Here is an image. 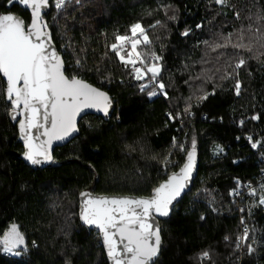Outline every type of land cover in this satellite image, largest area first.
I'll list each match as a JSON object with an SVG mask.
<instances>
[{"label":"trees","instance_id":"obj_1","mask_svg":"<svg viewBox=\"0 0 264 264\" xmlns=\"http://www.w3.org/2000/svg\"><path fill=\"white\" fill-rule=\"evenodd\" d=\"M229 3L235 10L215 0H82L81 5L73 3L57 13L55 0H49L43 17L65 61L66 74L75 72L106 91L115 112L109 121L97 116L83 118L80 135L54 152L55 161L62 165L35 171L15 155L22 152V146L8 115L9 104L0 95V235L10 224L19 225L28 243V254L23 257L28 264H65L66 259L71 264H108L96 232L80 224V192L149 195L184 162L186 152L173 147L174 137L176 144H184L188 150L195 138L200 165L192 189L171 218L161 222L163 249L157 264H264V206L252 207L248 215L264 184V56L260 61L247 60L239 69L236 78L241 92L237 96L235 80L220 79L225 58L216 62L217 53L201 43L212 42L215 34L227 35L242 24L247 27L249 9L255 14L257 4L264 8V0ZM161 5H171L167 15ZM9 10L30 22V10L0 0V13ZM235 11L240 12L239 20ZM173 15L175 19H169ZM157 20L161 23L149 28ZM136 22L148 30L151 51L161 57L157 80L165 85L166 97L150 96L153 87L141 92L140 85L148 79L135 80L131 65L124 67L110 52L102 59L113 33L125 34ZM205 52L206 59L220 68L207 82L201 68L212 64H201ZM243 55L247 59L248 54ZM74 56L80 58L82 71L73 67ZM227 71L231 73L232 68ZM204 93L207 98L198 101L196 96ZM186 103L191 104L190 114L184 112ZM168 113L175 119H168ZM254 115L260 118L251 119ZM249 137L261 144L252 148ZM217 145L223 151L216 154ZM237 182L244 188L234 202L230 193ZM248 185L256 189L255 196H249ZM241 217L250 237L252 228L256 230L251 255L246 247L235 250L236 238L242 233ZM204 250L210 252V258L201 261L199 254ZM21 260L0 251V264Z\"/></svg>","mask_w":264,"mask_h":264},{"label":"snow or ice","instance_id":"obj_2","mask_svg":"<svg viewBox=\"0 0 264 264\" xmlns=\"http://www.w3.org/2000/svg\"><path fill=\"white\" fill-rule=\"evenodd\" d=\"M14 3H19L30 10V22H26L10 10L7 13H0V79L3 81L0 95L9 102L10 118L17 121L18 117H22L18 120V130L23 141L24 159L33 166L55 163L51 151L53 143L63 141L78 131L77 117L85 109H96L107 116L111 99L106 92L79 78L75 72L66 74L68 70L65 68V62L52 44L48 24L42 14L49 7V0H7L8 5ZM73 3L81 5L82 0H55V9L60 13ZM215 3L235 10V5L230 4L229 0H215ZM161 7L165 9L167 15V9L171 5ZM256 7L255 14L249 9V15L245 17L250 21L247 27L242 24L227 35L215 34L216 38L212 42L208 40L201 42L211 52L217 53L214 58L216 62H219L221 57L225 58V71L220 79H234L233 87L237 96L241 92V82L236 78L239 69L246 66L247 60L260 61V57L264 56V24L261 23L264 22V8L258 4ZM234 14L239 20L240 12L235 11ZM169 19H175V15ZM160 23L157 20L154 25H149V28H155ZM187 34V31L183 33ZM141 45L143 47L138 51V46ZM151 46L147 30L141 23L136 22L128 27L125 34L113 33L112 42L105 44V57L102 59L107 58L110 52L124 67L131 65L130 72L135 80H143L150 73L149 80L157 81L161 72L158 63L161 57L151 51ZM228 48L233 51L228 53ZM220 49L224 51H218ZM243 53L248 54L247 59ZM207 56L208 52H205L201 58L202 65L212 64V67L201 68V73L205 74V82L212 81L215 74L220 72V68L213 64L212 59H206ZM73 67L83 70L79 57L74 56ZM228 68H232L231 73L227 71ZM96 71L99 73V67ZM196 78L200 79V76ZM157 83L159 90L166 97L165 85L162 82ZM140 87L143 90L145 85L141 84ZM156 94L154 87L149 95ZM207 95V93L197 95L196 99L202 101ZM187 99L190 101L192 96ZM190 107L191 104L186 103L185 114H190ZM167 115L168 119H175L171 113ZM259 118L258 115L251 117L253 120ZM240 123L243 124V121ZM248 139L254 149L261 144V141L252 142L251 137ZM173 147L186 152L185 162L179 166V172H172L166 180L153 187L147 196H94L89 192H80L79 219L83 226L90 230L96 229L98 246L103 247L110 264H157L161 235L156 216L169 215L173 201L177 200L188 186L196 161L195 138L191 141L190 150L185 149L184 144H176L175 137ZM217 151L222 152L223 148L217 145ZM167 163L165 158V164ZM237 184L239 185V182ZM248 188L249 196H255L256 189L251 185H248ZM230 195L241 194L236 188ZM254 206H264V184L261 185L258 202L249 206V216ZM211 210L216 211L214 207H211ZM240 211L243 212L244 209L241 208ZM200 219H204V216L201 215ZM240 223L244 230L236 238L235 250L246 247L247 253L251 255L255 251L253 244L257 243L254 235L256 230L252 228L253 235L250 237L243 217ZM224 239L231 242L228 236ZM31 243L33 247L36 246L35 241ZM0 251L21 257L22 260L18 264H28V261L23 260L29 251L28 243L16 223L10 224L0 235ZM208 258H210L208 250L199 254L201 261ZM65 264H71V261L66 259Z\"/></svg>","mask_w":264,"mask_h":264},{"label":"water","instance_id":"obj_3","mask_svg":"<svg viewBox=\"0 0 264 264\" xmlns=\"http://www.w3.org/2000/svg\"><path fill=\"white\" fill-rule=\"evenodd\" d=\"M46 9L43 11V15L45 13ZM15 14V13H13ZM18 15V14H16ZM20 16V15H18ZM21 18H23L22 16H20ZM24 19V18H23ZM25 20V19H24ZM52 44L54 45L53 41H52ZM54 47L56 48V46L54 45ZM57 50V48H56ZM58 51V50H57ZM61 55V54H60ZM62 56V55H61ZM63 58V57H62ZM64 60V59H63ZM65 62V61H64ZM65 68H66V65H65ZM89 83V82H87ZM92 85V84H91ZM94 86V85H93ZM96 87V86H94ZM98 88V87H97ZM100 89V88H99ZM101 91H104L102 89H100ZM106 92V91H104ZM107 93V92H106ZM108 94V93H107ZM109 96V94H108ZM110 97V96H109ZM111 99V97H110ZM7 102V101H6ZM9 104V102H7ZM115 112V105L111 99V107L109 108L108 110V115L105 116L104 113L102 111H97L96 109H85L84 111H82L80 113V115L77 117V128H78V131L77 132H73L69 137H67L65 140L63 141H55L52 145V155L54 157V152L56 149H59V148H62L66 145H68L69 143H71L74 139H76L79 135H80V122L83 120V118L87 117V116H97V117H100L102 118L104 121H109L111 120V118L113 117V114ZM22 117H18L17 118V121H13V123L16 125V128H17V132H18V136H17V143L20 144L22 146V152L21 153H18V154H15L16 157L21 160L27 167L31 168L32 170H35V171H38V170H43V169H47V168H52V167H60L62 165V163H58V162H55V163H45V164H42V165H37V166H33L31 164H29L23 157V151H24V148H23V141L20 139L19 137V130H18V120L21 119ZM190 150V149H189ZM55 159V158H54ZM186 160V156H185V159H184V162ZM183 162V163H184ZM183 165V164H182ZM181 165V166H182ZM199 165H200V153H199V150L196 149V161H195V167L193 169V172H192V177H191V180L188 184V186L185 188L184 192L181 194L180 197L177 198V200L173 201V205L171 207V210L169 212V215L167 217H160V216H156V219L157 221L159 222V225H160V235H161V248H160V253L158 255V257L156 258L157 261L159 260L160 256H161V253H162V249H163V238H162V229H161V222L163 221H167L171 218L172 214H173V211L175 209V207L183 200V198L189 193V191L192 189V186L198 176V170H199ZM174 172H179V168L174 171ZM171 174V173H170ZM169 174V175H170ZM168 177V176H167ZM167 179V178H166ZM165 179V180H166ZM164 181V180H163ZM162 181V182H163ZM161 183V182H160ZM159 185V184H158ZM157 185V186H158ZM85 192H89L91 193L92 195H101V194H96V193H93L91 191H85ZM119 195H124V194H107L106 196H119ZM80 195L78 197V201H79V208H78V213H79V210H80ZM79 216V215H78ZM80 220V219H79ZM80 224L83 226L82 224V221L80 220ZM86 230H89V231H94L96 232V229H89L88 227L86 226H83ZM103 248V247H102ZM104 250V249H103ZM105 252V250H104ZM105 255H106V252H105ZM106 259H107V256H106ZM108 264H110V262L107 260Z\"/></svg>","mask_w":264,"mask_h":264},{"label":"rangeland","instance_id":"obj_4","mask_svg":"<svg viewBox=\"0 0 264 264\" xmlns=\"http://www.w3.org/2000/svg\"><path fill=\"white\" fill-rule=\"evenodd\" d=\"M58 13V12H57ZM148 31V30H147ZM147 34H148V32H147ZM148 36H149V34H148ZM149 39H150V37H149ZM151 40V39H150ZM142 45L141 46H138V51H140L141 49H142ZM159 63V65H160V67H161V59H160V61L158 62ZM130 66V65H129ZM161 73V72H160ZM160 75V74H159ZM151 76V74L150 73H148L145 77H144V80L145 79H148V82H146L145 84H143V85H145V88L143 89V90H145L147 87H153V85H152V82L153 81H150L149 80V77ZM157 82H159L158 80L157 81H154V83H156L157 84V86H158V83ZM154 88V87H153ZM143 90H141V92L143 91ZM164 91H165V89H164ZM200 91V90H199ZM156 92H157V94L156 95H158V94H163L160 90H159V88L158 89H156ZM155 95V96H156ZM242 125L243 124H241L240 123V126L242 127ZM217 153H219L217 150H216V154ZM236 188H238V190H239V192H240V194H241V190H243V186H242V184H240L239 183V185L237 184L236 185V187L234 188V189H236ZM240 196H234V195H231V198L234 200V202H237L236 200H237V198H239ZM243 250V248L241 249V250H239L240 252Z\"/></svg>","mask_w":264,"mask_h":264},{"label":"built area","instance_id":"obj_5","mask_svg":"<svg viewBox=\"0 0 264 264\" xmlns=\"http://www.w3.org/2000/svg\"><path fill=\"white\" fill-rule=\"evenodd\" d=\"M152 85H153V87L158 88L157 84L154 83V81L152 82ZM247 140H248V139H247ZM241 230H242V232H243V230H244V227H243V226H241Z\"/></svg>","mask_w":264,"mask_h":264}]
</instances>
